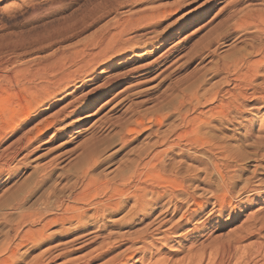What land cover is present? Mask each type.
<instances>
[{
    "label": "bare ground",
    "instance_id": "obj_1",
    "mask_svg": "<svg viewBox=\"0 0 264 264\" xmlns=\"http://www.w3.org/2000/svg\"><path fill=\"white\" fill-rule=\"evenodd\" d=\"M2 1L4 0H0V2ZM15 1V3L2 8L1 13L5 17L21 20L27 28L23 32L24 37L21 34L20 37L17 36L18 39L7 42L5 47L0 48V95L11 90L15 91L21 97L22 107L26 110L23 111L26 114L28 112L36 113L38 118L42 115L40 110L45 111L49 107L57 105L58 102L64 103L59 110L51 114L52 116L39 121L27 135L32 134L33 131L39 133L44 129L47 131L52 128H67L79 121L75 120L77 119L75 115L78 113L77 110L86 103V99L95 97L108 85L111 88L116 86L123 78L122 75L108 76L106 79L104 78L105 80L103 79L101 84H98L99 78L95 77L94 73L98 69L110 68L112 63L122 56L135 53L138 50L137 46L144 40L157 39L152 33H149L150 31H144L147 20L153 23L151 19L156 18L154 14H151L153 12H140L137 9L133 10L132 15L126 19H116L112 23L105 24L82 43L65 49H62L64 47H57L58 49L53 50L51 54L32 58V55L49 51L55 42L68 41L78 37L108 17L114 10H122L127 7L135 9L145 1L150 0H100L102 1H99L100 4L95 5L94 3L84 15L81 14L80 18L72 19V21L70 19L73 18V15L68 14L69 17H66L64 14L70 8L71 0ZM60 15L62 18H56ZM53 20L57 22L56 26H53L55 23ZM58 22L62 23L58 24ZM237 28H253L254 32L264 35V13H245L236 21L234 29ZM157 43L158 40L149 42L145 44V48L158 50ZM258 45L249 48V53L245 55L239 54L237 56H241L238 58L222 61L221 64L216 65L215 73L222 77L212 88L199 95L197 91L199 87L197 86L192 96H185L181 99L178 96L175 99L178 105L174 107L178 116V124L170 126L162 132L161 136L158 131L145 129V131L150 132L149 137H147L151 139L146 144L147 146L142 148L138 154L136 153L137 156L130 161L127 167L124 165L125 168L121 173L112 176L111 179L103 180L102 188H99V190L102 189L100 193L89 192V186L96 180L87 169L82 171L78 181L81 189H73V191L68 192L69 195L65 203L55 198V203L50 201L56 213L52 217L44 218L41 227L32 232L33 238L37 236V242L33 241V243L38 244V240L40 242L47 240L46 230L48 227H52L51 224L60 225L62 230L66 226L71 227L73 225L83 234L68 241V248L73 249L64 251L63 255L81 253L94 244L96 240L100 239V242L95 248L80 256L68 259L62 264L202 263L204 252L198 253L200 255L195 254L193 257L188 250V253L181 260L172 261L173 263L168 260L169 257H166V255L179 254L185 248L183 243L187 242L186 239L191 234L190 230L184 231L183 229L191 217L187 211L189 206L197 207V213L202 214V216L204 215L203 211L211 206L210 211L205 214L199 226L194 228L197 230L198 227L203 229L205 225L213 224L220 220L225 213L234 210L236 206L233 203L235 201L239 206L248 205L251 203L250 197H259L260 194L264 196V175L258 172L260 169L257 171L258 168H254L249 176H245L247 170L242 163L248 157L241 156L237 150L222 143L211 134L215 123L220 127H224V125L232 127L235 131L242 133L247 149L263 150L259 157L264 162V117L259 120L260 124L256 134L252 133V130L255 129V122L250 118L252 111L264 110V44ZM170 49L163 53L164 57L168 56ZM154 51L152 50V52ZM157 63L158 60L154 59L147 64L134 68L129 73L149 71ZM105 73L102 71L100 75ZM133 86L125 88L112 98L110 97L102 107L111 104L114 99L127 92L129 88L132 87L133 89ZM88 87L92 88L83 94V91ZM102 93L105 97V93ZM4 98L1 99V102ZM92 105H87L85 110L90 111L93 108ZM99 111L98 109L93 114L87 113L81 120H90ZM139 120H135V123L132 122L134 123L133 127L127 126L125 131L122 130L127 134L119 135L123 145L128 143L127 136L129 133L130 135L131 133L139 134L146 127H143ZM68 121L72 122L66 124ZM160 124L159 122L157 126ZM35 140L36 137L33 139L26 137L24 143L20 144V149L27 151ZM174 151L181 159L196 165V168L184 167L185 162L183 161H177V164L170 163L173 160ZM31 152L32 150L27 151L26 157H29ZM16 154L12 153L9 158L7 157L8 159L2 160L0 176L9 172V167L15 160ZM254 156L256 157L257 154ZM0 157L2 158V156ZM84 160L86 163H96V159L91 153H88ZM44 172L46 171L44 170ZM197 173H200L202 177L191 179ZM192 180L203 186V192L196 194L189 185ZM175 183L177 186L174 187ZM70 188L68 187L67 190ZM46 200L49 201V199ZM183 208L185 210L180 214ZM118 215H120L118 219L107 222V220L109 221ZM247 225L242 226L246 235L238 236L232 241L233 243L225 245L228 254L230 252L237 255L240 249L239 242L247 238L245 236L264 230V224H260L258 230L255 228L253 230L250 224ZM89 227L91 230L87 231L86 229ZM118 228L126 231L122 233L113 231V229L120 231ZM23 231L25 230L23 229ZM26 233H30V229L23 234ZM23 234L19 236L20 240L25 237ZM16 235L18 237L19 234L16 233ZM89 235L88 239L79 242L80 239ZM173 238L177 241L174 242ZM165 250L168 251L167 254ZM201 251L203 250L201 249ZM18 253L17 245L14 248L7 245L5 249L3 248V252H0V264H18L22 257ZM61 255H53L52 250L47 249L31 264H50Z\"/></svg>",
    "mask_w": 264,
    "mask_h": 264
},
{
    "label": "rangeland",
    "instance_id": "obj_2",
    "mask_svg": "<svg viewBox=\"0 0 264 264\" xmlns=\"http://www.w3.org/2000/svg\"><path fill=\"white\" fill-rule=\"evenodd\" d=\"M99 1L100 0H71V6L64 14L66 17L68 14L70 16L73 15L70 21H72V19L76 20L84 15L94 3L96 5L102 2ZM15 2V0H4L0 2V48L5 47L7 42H13L18 39L21 34L24 37L23 32H25L27 28L26 24L21 20L5 17L1 13L2 8ZM263 4V0L145 1L135 9L127 7L122 10H114L108 17L102 19L92 28L81 33L78 37L68 41L63 40L61 42H55L46 53L32 55V58H37L43 56V54H51L57 47H64L62 49H65L75 44L82 43L86 39H89L105 24L112 23L116 19H126L130 17L133 10L138 9L140 12H153L151 14H154V17H156L151 19L153 23L155 22L154 24L147 20L144 25V31H150L149 33H152L157 39L144 40L137 46L138 50L135 51V53L122 56L115 60L110 68L98 69L94 73V76L99 78L98 84H101L108 76L122 75L123 78L117 85L112 88L108 85L95 97L86 99V103L77 110L78 113L75 115V118H77L75 120L79 121L73 123L69 127H61L59 129L52 128L47 131L44 129L39 133L33 131V133L35 132L36 140L32 143L31 148L27 149V151L32 150L33 152H31L29 157H26L27 151L20 149L26 137L27 139L35 138L33 133L30 135H27V133L31 131L39 121L52 116L51 114L59 110L64 103L58 102L57 105L51 106L45 111L40 110L42 115L38 118L36 113L28 112L29 114H26V112H24L26 110L22 107L21 97L20 95L18 96L15 91L11 90L0 95L2 97H0V156H2V158L0 157V163L3 159H8L10 154L17 153L15 155V160L12 161L9 167V172L0 176V252H3V248L5 249L7 245H10L12 248L17 245L18 254L22 255L18 264H31L40 254L47 249H51L53 255H62L50 264H62L68 259L80 256L95 248L100 242V239L96 240L90 247L81 251V253L63 255L64 251L66 252V250L70 251L73 249L68 248V241L83 234L82 231L77 230L73 225L71 227L66 226L64 230H62L60 225L51 224L52 227H48V230H46L47 233L45 232L47 240L43 242L38 240V244L35 243L37 242V236L33 238L34 234L32 232L41 227L44 218L55 215L56 211L53 209L51 203L56 202L54 198L56 200L60 199L65 203L69 195L68 192L73 191V189H81L78 181L82 171L87 169L89 174L96 180L95 183L89 186V192L94 191L96 194L97 192L100 193L102 189L99 190V188H102L103 180L111 179L115 175L121 173L125 168L124 165L127 167L130 161L137 156L139 151L147 146L146 144H148L151 139L148 138L150 132L148 130L145 131V129L149 128L150 130L158 131V134L161 136L163 134L162 132L167 130L170 126L178 124V116L174 108L178 105L175 101L178 96L179 99L185 96H192L197 86L199 87L197 90L198 94L204 93L217 84L222 77L215 73L216 65L221 64L222 61H231L241 55H245L249 53V48L256 47V45L259 46L258 44H264V35L256 31L254 32L253 28L234 29L236 21L245 13H264ZM42 5L44 6V4ZM56 18L62 17L60 15V17L57 16ZM154 19L156 20L154 21ZM56 23L55 21L53 26H56ZM61 23L62 22H58V24ZM155 40H158V50L154 51L153 48H145V44L154 42ZM168 49H170V53L168 56L164 57L163 53ZM152 50L154 52H152ZM239 54L241 55L237 56ZM154 59H157L158 63L151 70L129 73L134 68L147 64ZM102 71L106 73L100 75ZM130 86H133V89L132 87L129 88L127 92L122 93L119 97L114 99L111 104L102 107L110 97H114L115 94ZM91 88L92 87H88L83 91V94ZM102 92L105 93V97H103ZM3 97L6 99L4 98L1 102ZM90 104H93V108L90 111H86V106ZM98 109L100 111L90 120H81L87 113L93 114ZM137 114L138 116H136ZM263 117L264 110L251 112L250 118L255 122V129L252 130L253 134H256L258 125L260 124L259 120ZM135 120L141 121L143 127H146L142 129L139 134L131 133L130 135L129 133L127 136L128 143L123 145L120 142L119 135L122 133L127 135L123 132L125 131L124 129H126L125 127H133ZM71 122L72 121H68L66 124ZM159 122L161 124L157 126ZM213 126L212 135L217 137L222 143L228 144L229 147L237 150L241 156L245 155L246 158L248 157L246 161L242 163L247 172L249 171L245 173V176H249L254 168H258L257 171L260 169L261 171L259 170L258 172L264 175V162H262L261 160L263 159L259 157L263 153V150L255 151L247 149L245 147L246 141L242 138V133L237 130L235 131L232 127L224 125V128L223 126H218L216 123L213 124ZM7 149L8 151H5ZM88 153L93 154L97 164L86 163L84 158ZM254 154H257V156L255 157ZM173 155V160L170 163L177 164V161H183L185 162L184 167L189 166L192 169L196 168V165L181 159L175 151ZM40 169L46 172L43 173ZM198 177H202L200 173H197V175L193 176L191 179H196ZM189 185L197 195L204 190L203 186L194 180L190 181ZM95 186L98 189H96ZM175 186H177L176 183L174 184V187ZM68 187H71L70 190H67ZM46 199H49V201ZM250 200V204H243L240 206L236 204L237 201H235V203H233L234 206H236L235 209L225 213L220 220L216 221L217 223L214 222L211 225H205L203 229L198 227L199 229L197 230L194 228L199 226L205 214L210 211L211 206H208L205 211H203V216L197 213V207L193 205L189 206L187 211L191 217L188 219L187 223H185L183 229L184 231L190 230L189 232L191 234L186 239L187 242L183 243L185 246L184 250L172 256L166 255L167 258L169 257L168 260H171L170 262H177L188 253V250H190V255L193 257L195 254H202L204 252L202 254V263L200 264H264V247L262 248V246H264L263 229L252 235L245 236L247 238L239 242L240 249L237 255H233V253L230 252L228 254L226 250L227 244L233 243L232 241L238 236L246 235L245 229L242 228V226L250 224L253 230L254 228L258 230L260 224H264L263 194H260L259 197L252 196ZM43 207H47V210ZM184 210L185 208L182 209L180 214ZM44 214H47V216H44ZM201 216L202 218H200ZM119 217L120 215L109 219V221L107 220V222L114 221ZM176 219L177 217L175 220ZM23 229L25 231L30 229V233H26L30 236L23 234L25 233ZM86 230L90 231L91 228L89 227ZM113 231L122 233L126 230L120 229V231H118L117 229H113ZM15 232L19 234L18 237H16L17 235ZM22 234L25 237L20 240L19 236H22ZM89 237L90 235L80 239L79 242ZM173 239L174 242L177 241V239ZM33 241H35V244ZM14 243L15 245H13ZM172 245H175V243H172ZM201 249L203 251H201ZM165 253L167 254L168 251L165 250ZM215 257L216 259H214Z\"/></svg>",
    "mask_w": 264,
    "mask_h": 264
}]
</instances>
